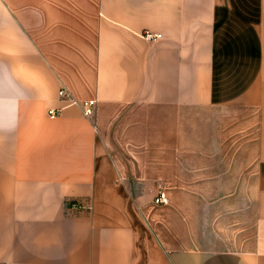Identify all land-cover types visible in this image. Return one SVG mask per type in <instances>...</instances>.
Wrapping results in <instances>:
<instances>
[{
  "label": "crops",
  "instance_id": "crops-1",
  "mask_svg": "<svg viewBox=\"0 0 264 264\" xmlns=\"http://www.w3.org/2000/svg\"><path fill=\"white\" fill-rule=\"evenodd\" d=\"M0 264H264V0H0Z\"/></svg>",
  "mask_w": 264,
  "mask_h": 264
},
{
  "label": "built area",
  "instance_id": "built-area-1",
  "mask_svg": "<svg viewBox=\"0 0 264 264\" xmlns=\"http://www.w3.org/2000/svg\"><path fill=\"white\" fill-rule=\"evenodd\" d=\"M144 34L146 37L151 38V39H155L161 36L160 32L146 31ZM57 94L61 99L64 100L65 105H69V104L78 105L81 108L82 113L86 116H89L94 112V106L96 103L95 98L78 99L73 95V93L67 87L63 85L58 88ZM62 107L63 105L56 106V107H48L47 114L50 117H54L60 112ZM152 201L155 204H165L168 202V195L164 187L162 186L157 187ZM73 204H76V203H73Z\"/></svg>",
  "mask_w": 264,
  "mask_h": 264
}]
</instances>
